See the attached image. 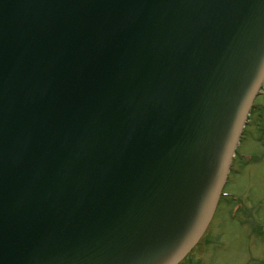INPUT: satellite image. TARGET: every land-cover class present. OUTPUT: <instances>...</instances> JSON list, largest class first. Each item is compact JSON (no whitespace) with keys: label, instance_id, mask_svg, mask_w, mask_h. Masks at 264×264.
Instances as JSON below:
<instances>
[{"label":"water","instance_id":"1","mask_svg":"<svg viewBox=\"0 0 264 264\" xmlns=\"http://www.w3.org/2000/svg\"><path fill=\"white\" fill-rule=\"evenodd\" d=\"M264 81V0H0V264H179Z\"/></svg>","mask_w":264,"mask_h":264},{"label":"rangeland","instance_id":"2","mask_svg":"<svg viewBox=\"0 0 264 264\" xmlns=\"http://www.w3.org/2000/svg\"><path fill=\"white\" fill-rule=\"evenodd\" d=\"M208 225L179 264H264V83Z\"/></svg>","mask_w":264,"mask_h":264}]
</instances>
